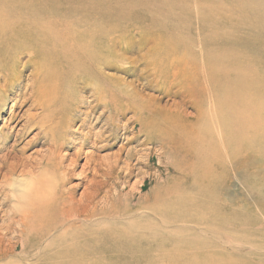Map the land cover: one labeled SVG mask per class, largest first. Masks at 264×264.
I'll list each match as a JSON object with an SVG mask.
<instances>
[{
	"label": "rangeland",
	"instance_id": "374dc122",
	"mask_svg": "<svg viewBox=\"0 0 264 264\" xmlns=\"http://www.w3.org/2000/svg\"><path fill=\"white\" fill-rule=\"evenodd\" d=\"M0 1L7 17L51 18L69 46L66 59L87 58L91 42L78 38L85 31L102 35L100 49L108 52L90 74L86 64L55 74L59 94L51 112L42 111L35 90L26 92L35 81L32 65L24 67L28 57H19L12 87L0 82V264H57L51 247L60 246L71 249L63 264H264V129L244 142L251 131L241 129L247 102H229L252 83L253 70L264 80V0ZM52 50L56 66L67 65ZM244 54L260 60L255 69L238 64ZM209 76L217 113L208 118L211 137L198 146L191 174L176 166L170 175L172 147L148 142L132 111L111 115L99 101L111 78L155 101L166 119L179 105L192 119L206 108L200 82L206 78V86ZM48 172L66 179L62 192L76 205L73 226L66 238L63 231L44 241L35 235L29 248L16 247L18 236L5 228L15 212L7 183ZM149 203L158 212L147 210Z\"/></svg>",
	"mask_w": 264,
	"mask_h": 264
},
{
	"label": "bare ground",
	"instance_id": "6f19581e",
	"mask_svg": "<svg viewBox=\"0 0 264 264\" xmlns=\"http://www.w3.org/2000/svg\"><path fill=\"white\" fill-rule=\"evenodd\" d=\"M4 11L6 10L2 5V1H0V82L3 84V86L12 87L14 80L16 79V81H18L17 79L19 78L20 72L17 70L20 65H23L21 64L22 62H20L19 57H28L29 59L24 67L28 63L32 65L33 71L31 73V78H34L35 81L30 84V86L27 85L26 92L29 89L35 90L37 93L34 95L36 98L35 101L37 102L39 100L42 102L41 106L43 112H51V110L55 108L54 106L56 105V97L54 95H56V93L59 94V91L55 88H52L54 85L53 79L57 78L55 74H62L66 71H78L79 69L83 68V64H86L87 67L88 72L86 74H90L92 71L96 70L94 68L96 67V63L108 57V52L106 54V51L102 52L100 49L102 35L96 33L91 35L85 31L80 33L78 38L83 41L88 39V41L91 42L89 47V55L87 58L84 59L83 56H80L77 62L70 60L69 58L66 59V54L64 53L66 52V47L69 46H67L68 44L65 43L63 38H61L58 34L62 30L56 26L57 24L53 25L51 23V18L38 19L36 17L27 16L23 18L21 16L7 17L4 14ZM70 22L71 25L76 24L72 19H70ZM114 29L115 28H113V26L108 27V31H114ZM254 30L259 32L258 29ZM54 40H56L55 43H49L52 41L54 42ZM257 41L261 42V39L258 38ZM258 47H262V44H260ZM52 49L58 51L57 54L62 57L63 61H65L67 65H63L61 67L59 65L62 62L61 60L58 66H56L57 64L54 61L56 60L55 56H51L49 54V51H53ZM60 50L63 52V54L59 52ZM165 52V50H160L159 54L162 55ZM244 57H246L244 60H241L240 58L238 59L239 61H237L238 64L244 65V68L253 69L255 64L258 65L260 63L259 59L258 62L249 59L248 57H254L251 54H244ZM53 68H56V70ZM83 77L80 79H83ZM261 77H263L262 72L256 73V71L253 70V73L250 76V81L252 83L247 87H244L242 89V93L238 92L236 93L237 96L235 95L229 99V102L233 104L237 103L241 97L247 102L246 106L241 112V117L243 119V123L241 124L242 132L245 131L247 127H250L251 129L244 140L246 143L253 141L254 136L264 129V120L261 118L262 113L260 110V106L262 104L260 94H264V80L261 79ZM208 79V84L206 86L204 85V81L206 82L207 80L206 78L202 79L200 82V91L202 94L201 100L202 102H205L206 108H204V106L202 107L203 110L199 108L197 110V116L193 117L192 119L186 116V113L181 109V105L178 106V109L175 108V111H172L171 109L169 112L170 118L166 119V114H168L167 111H165L166 114L164 115V111L162 110L163 108L161 109L155 101H148V99L143 98L137 91L132 90V88L125 84V82L122 85L117 84V81L111 78L105 79V82L109 88L108 90L106 89L107 91L104 90L106 94V97L104 96L105 99L102 98L99 101L105 106L106 110L111 115L112 113L125 114L127 111H132L135 114V120L138 121L139 130L146 133L148 142L156 141L162 146L164 145V147L165 144H168L172 147L170 154H168L170 158H168V163L170 165L165 167L166 169L169 168V170H171L169 172L170 175L178 173V171H172V169H175L176 166L178 170L182 168L184 170L187 169L191 174L196 169L198 146L202 142H205L203 139L205 138L204 135H206L208 138L211 137V126L208 124V118L215 116L217 113L215 95H213L216 88L213 87V85H210V76ZM31 80L32 79H30V81ZM96 81L97 80H95V82ZM91 85L94 87L93 90H95L97 94L102 93L103 89H99L98 86L92 83ZM184 103L185 102H183L182 105ZM55 115L56 114L47 116V123L50 125L51 123L53 124L52 120H55L57 116ZM246 118H248V121L244 125V120ZM216 119L218 120V117ZM39 125L42 127L41 122ZM49 126L46 128H49ZM46 128L44 127V129ZM237 130L240 131L239 129ZM46 133L48 134L49 130H46ZM208 138H206L207 141ZM210 151L206 153H209L210 155ZM175 154L177 156H182L176 157ZM142 157L144 159L146 158L144 156ZM147 160L149 161V159ZM143 161L145 160H142V162ZM185 161H187V163ZM140 163L141 161L138 159V164ZM184 163L186 164L184 165ZM48 165L50 164L47 163L46 166ZM111 172L114 171L112 170ZM159 175L161 176V173ZM38 179L39 178H37V180L34 179V181L33 179L31 180L33 182L31 193L29 194V199L31 201L29 210L26 212H21L17 211L16 207H13L12 212L15 211L13 212V217L10 216V218L7 220V225L5 223V228L7 231L6 233L12 230V233H15V235L18 236L16 247H18L17 245H24L26 249L27 247L29 248V246H31V243L29 244V242L34 238L33 236L35 235L38 239H42V241H44V238L50 237L49 235L51 233L63 231V234L66 232L63 235L66 238L69 233V229L73 226L72 222L75 218L74 211L76 205L70 196H67L62 192V185L66 180L65 177L54 176L53 173L48 172L43 173L41 179ZM53 186L55 187V194L51 199H48L47 193ZM157 195L160 198L162 196V191L159 192L158 189L156 196ZM84 198L82 197L81 199L84 200ZM94 201L90 202V205H92ZM79 202H81V200ZM84 206L87 207L86 204H84ZM159 207L160 206L156 203H149L145 208H147L149 211L158 212ZM16 216L19 217V220L14 219ZM2 241L3 238L0 236V244ZM53 251L55 259L58 261L57 264H63L60 263V260L62 257H65V255L69 254L71 249L63 248L61 246L57 248L51 247V252Z\"/></svg>",
	"mask_w": 264,
	"mask_h": 264
},
{
	"label": "clouds",
	"instance_id": "9594fccd",
	"mask_svg": "<svg viewBox=\"0 0 264 264\" xmlns=\"http://www.w3.org/2000/svg\"><path fill=\"white\" fill-rule=\"evenodd\" d=\"M9 196L15 202L17 211L26 212L29 210L31 201L29 194L32 189V181L27 177H14L11 182L7 183ZM55 194V187H51L47 193V198L51 199Z\"/></svg>",
	"mask_w": 264,
	"mask_h": 264
}]
</instances>
